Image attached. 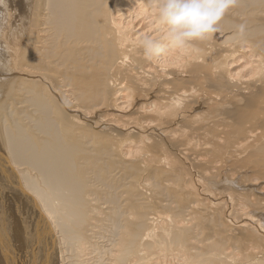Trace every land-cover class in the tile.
<instances>
[{
  "label": "bare ground",
  "instance_id": "bare-ground-1",
  "mask_svg": "<svg viewBox=\"0 0 264 264\" xmlns=\"http://www.w3.org/2000/svg\"><path fill=\"white\" fill-rule=\"evenodd\" d=\"M219 28L0 0V264H264V0Z\"/></svg>",
  "mask_w": 264,
  "mask_h": 264
},
{
  "label": "clouds",
  "instance_id": "clouds-1",
  "mask_svg": "<svg viewBox=\"0 0 264 264\" xmlns=\"http://www.w3.org/2000/svg\"><path fill=\"white\" fill-rule=\"evenodd\" d=\"M239 0H150L157 22L166 29L164 40L177 49L186 48L193 41H205L220 31L219 25ZM243 36L245 26H239ZM140 47L146 58L162 54L160 40L143 37Z\"/></svg>",
  "mask_w": 264,
  "mask_h": 264
}]
</instances>
